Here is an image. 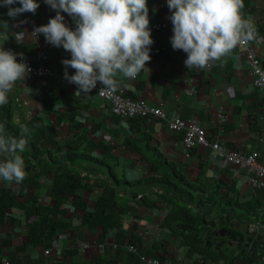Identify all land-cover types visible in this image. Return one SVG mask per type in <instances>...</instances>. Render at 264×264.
Masks as SVG:
<instances>
[{"label":"crops","instance_id":"0c3cea01","mask_svg":"<svg viewBox=\"0 0 264 264\" xmlns=\"http://www.w3.org/2000/svg\"><path fill=\"white\" fill-rule=\"evenodd\" d=\"M38 2L40 6L35 14L25 12L15 17L8 15V6L0 7V46L22 54L17 55L18 61L22 58H32L39 51L51 50L50 61L47 64L59 75L48 80L33 79L28 76L27 79L16 83L9 93L14 123L20 125L27 118L37 116L42 118L45 124L55 125L61 137L68 140L78 133V130L71 133L70 119L74 118V123L83 127L82 130L88 138L87 144L95 147L92 150L94 157L105 158L99 149L101 144L113 147L112 153L119 165L117 169L127 182L156 175L151 171L150 163L144 160L141 154L125 147L126 140L136 142V132H145L151 137L149 145L161 152L167 161L174 163L186 181L198 183L207 178L220 181L221 184H233L232 188L237 192L236 198L241 205L259 197L260 191L252 193L243 174L235 175L236 170L233 167H222L210 149L198 148L186 157L179 144L181 135L169 131L164 121L152 119L136 126L128 120L113 115L108 104L97 95V87L102 85L101 83L98 82L91 93L76 97V88L66 84L68 80L65 79V65L62 63L64 59H71V53L66 52L62 46L56 47L47 43L43 34H39L36 39L30 36L33 25L47 24L49 19L56 15V10L45 4L44 0ZM19 6L17 3L11 7ZM148 8L149 26L154 40L151 45V60L135 80L118 77L119 86H125L127 94L132 98L145 100L148 105L163 110L169 117L179 116L196 123L204 129L208 140L219 141L227 148L243 153L254 150L259 153L260 159H264V101L251 83L245 52L236 48L229 56L210 63L203 70L188 69L184 64L187 54L182 50H174L170 42L173 26L169 19L171 13L167 0H148ZM242 13L246 18H252L258 36L264 38V0H244ZM63 15L65 23L74 29L76 25L73 18L67 13ZM155 26L157 29L152 28ZM17 33H21V42L17 40ZM8 38L13 44L8 43ZM250 45L258 50L264 64V43L257 45L252 42ZM20 47L25 51L21 52ZM28 48H31V52ZM67 72L73 75L75 69L68 67ZM191 87L195 93L188 96L186 91ZM52 93H62V95L55 103L53 111H47L43 99ZM250 116L254 117L251 123H249ZM82 179L84 184H95L94 179L85 172L82 173ZM39 182L41 189L34 192V196H38L37 206L50 207L53 201L46 192L52 186V176L42 177ZM103 191V188L97 187L92 191L81 189L78 193L87 203L88 209H95ZM121 192V197L127 199V205L132 208L124 212L123 229L129 235L133 232L141 239L142 248L147 252L145 256L157 257L159 260L170 259L176 262L194 263L197 256H187V247L183 241L185 235L197 228L179 224L177 229L185 234L174 232L162 226V217L172 212L174 207L160 202L159 208L144 209L130 199L134 192L133 186L124 184ZM226 192L229 193L228 198L233 197V193L228 192L226 186H222L220 193L225 195ZM194 197L204 199L207 195L196 192ZM18 200L24 201L21 198ZM71 200L72 196L69 201L63 203V207H67V210L60 219L70 222L72 226L61 233V236H56L55 244L48 248L50 249L48 256L44 255L46 249L42 245H28L25 251L27 253H20L12 259L17 249L28 241L27 220L24 211L20 208L8 210L7 219L0 225V239L9 243L1 246L0 261L3 264L5 260L8 264H25L26 261L34 264H145L140 259L137 260V257L130 256L131 253L125 248L120 250L99 248L103 229H89L88 226L79 223L75 217V210L68 209ZM188 207L195 216L205 214L209 219L212 218L213 223L202 222L209 227L208 232L203 235L205 243L207 245L208 240L210 242L215 238L210 248L215 251L223 249L221 240L226 239L228 242V239L224 227L220 225L222 218L217 217L219 211L216 210L220 209L200 201L189 203ZM254 216V214L251 216L255 219L252 222L236 218L231 221L225 220V225L229 226L228 223L229 227L237 231H240L241 227L252 230L256 225L260 226V223H264V220H257ZM213 224L216 225L214 228H212ZM134 225L135 231L132 230ZM75 229L79 233H74ZM111 231L113 232L111 236L107 234V245L114 243L115 231L113 229ZM262 237L264 239V233ZM261 241L253 238L245 248L251 252L258 251ZM83 244H88L89 248L83 249L81 247ZM229 245L234 246L230 241ZM239 251V248L234 249L233 256H238ZM102 257L105 259L109 257L110 261L107 262ZM206 261L208 262L206 264H224L223 260L206 259ZM238 263L239 260L236 258L234 264ZM257 264H264V256Z\"/></svg>","mask_w":264,"mask_h":264},{"label":"trees","instance_id":"16d2710c","mask_svg":"<svg viewBox=\"0 0 264 264\" xmlns=\"http://www.w3.org/2000/svg\"><path fill=\"white\" fill-rule=\"evenodd\" d=\"M0 5H2V0H0ZM8 43L13 44L10 38H8ZM28 49L31 52V48ZM20 51L24 52L25 50L20 47ZM29 77L36 79L33 76ZM61 95L62 93H52L44 97L45 109L53 111V107L60 100ZM13 116L12 101L10 95H8V103L0 106V124L5 125L7 133L18 136L19 125L12 121ZM70 120L71 133L76 130H78V133L69 137L68 140L61 137L55 125L45 124L40 117L27 118L23 123L33 130L30 143L23 154L26 177L20 183L9 184L4 181L0 183V225L7 219V211L12 208L23 210L24 217L27 220L26 235L28 241L17 249L16 254L12 255V259H15L20 253H27L25 251L28 245H42L45 249L52 247L55 244L56 236H61V233L71 228L72 224L70 222L60 219L62 215L66 214L67 210V207H63V203L69 201L71 196L72 200L68 209L75 210L77 221L88 226L89 229H103L100 234V243L106 241V235L113 229L115 231L114 243L118 246L114 249H126L130 246L135 247L139 255L147 254L142 248L141 239L133 232L129 235L123 229L124 212L132 209L127 205L128 200L121 197L122 186L126 184L134 187L131 201L144 209L159 208L160 202L175 208L164 216L162 226L168 227L179 234H185L177 229L179 224L197 228L185 235L183 241L187 247V256H197L194 264H203L206 259L223 260L224 264H234L236 258L239 260L238 264L260 263L264 256V239L261 241L260 250L251 252L240 246L238 256L234 257L233 252L234 249H237V246L236 244H233L234 246L229 245L230 238L238 236L245 239V237L240 231L226 226L225 220L231 221L237 218L238 220L243 219L252 222L255 220L251 217L253 214L257 220H264V192L258 191V198H253L246 204L241 205L236 198L237 192L232 188L233 184H221L220 181L207 178L198 181V183L188 182L181 172L176 169L174 163L167 161L161 152L149 145L150 135L140 131L136 132V142L126 140L125 147L132 152L141 154L143 159L150 163L151 171L156 175L146 179H138L134 182H127L115 173V168H118L119 165L112 153L113 147L101 144L99 149L103 152L105 158L98 159L94 157L92 150L95 147L87 144L88 138L82 130V125L74 123V118ZM128 121L138 126L139 124H145L148 120L142 117H134ZM253 121L254 117L250 116L249 123ZM83 172L94 179V185L83 183ZM48 176H52L53 183L46 195L53 201V205L39 207L37 206L38 196H34V192L41 189L40 178ZM222 186H226L228 192L233 193L232 198L227 197V194H229L227 192L225 195L220 193ZM97 187L104 189L103 194L98 199L95 209H88L87 203L78 191L81 189L92 191ZM194 192H201L207 197L196 199ZM18 198L24 199V201H19ZM198 201L220 209L216 210L219 211L217 217L222 218L220 225L224 227L228 235V242L226 239H222L221 242L224 248L219 251L210 248L216 240L215 238L210 242L208 240L206 245L203 237L204 233L208 232L209 227L202 222L207 224L209 221L212 222V218L209 219L205 214L195 216L188 207L189 203H197ZM30 219L31 221H29ZM132 230H136L135 225ZM74 233L79 232L75 229ZM8 243L9 241L0 239V249L1 246L8 245ZM105 248L112 249L113 246L106 245ZM130 256L139 259V256L134 253H131ZM20 259L22 258L20 257ZM102 259L107 262L110 261L109 257L107 259L102 257ZM160 260L162 261V259ZM24 263L34 264V262L28 261ZM0 264L3 263L0 261Z\"/></svg>","mask_w":264,"mask_h":264},{"label":"clouds","instance_id":"9594fccd","mask_svg":"<svg viewBox=\"0 0 264 264\" xmlns=\"http://www.w3.org/2000/svg\"><path fill=\"white\" fill-rule=\"evenodd\" d=\"M19 7H11L13 4ZM56 10L47 24L35 27L30 34L36 39L43 34L47 43L63 47L71 53L64 59L65 79L77 85L76 97L89 94L97 83L100 93L118 90L122 77L135 80L151 60V35L148 0H44ZM173 35L174 50L187 54L188 69L203 70L210 63L221 61L237 47L250 43H264L257 34L251 17L242 13L244 0H167ZM8 15L15 17L30 12L35 14L38 0H2ZM63 13L71 16L76 27L65 23ZM21 33H17L20 41ZM21 42V41H20ZM17 54L0 46V106L8 103V95L18 81L27 79L31 68ZM75 69L69 75L67 68ZM255 85L264 88V70L253 63ZM32 129L19 125V135L6 132L0 124V181L20 183L26 177L23 154L30 143Z\"/></svg>","mask_w":264,"mask_h":264},{"label":"built area","instance_id":"2783aa9c","mask_svg":"<svg viewBox=\"0 0 264 264\" xmlns=\"http://www.w3.org/2000/svg\"><path fill=\"white\" fill-rule=\"evenodd\" d=\"M36 24L32 26L31 31ZM157 29V26L152 27ZM39 36V35H38ZM239 48V47H237ZM245 52L247 65H248V75L251 79L253 87L259 92L264 101V88H260L255 85L254 81L258 79L254 75L253 63L257 64L261 70H264V64L259 56L258 50L252 45L245 48H239ZM51 50L39 51L32 58H22L31 68V72L28 76H33L36 79H54L59 76L58 73L52 70L51 66L47 63L50 61ZM67 86L75 87L77 90V85L66 82ZM103 87L100 85L97 87V95L108 104L110 111L113 115L122 118L123 120H129L134 117L146 118L148 121L152 119H157L159 121H164L168 130L176 134H180L181 138L179 144L181 149L184 150L185 156L189 157L194 149L205 148L210 149L213 152L214 158L217 159L222 167H233L236 172L235 175L243 174L246 177L247 185L252 193H257L258 191L264 192V159H260L259 153L256 151H249L246 153L236 151L234 149L227 148L223 143L219 141L208 140L207 134L202 127L194 122L184 120L179 116H168L163 110L148 105L147 102L141 98H131L127 94V89L125 86H119L118 90L115 92H104L101 94L99 91ZM195 93L194 89L191 87L186 91V95L192 96ZM164 217H162L163 220ZM113 232L110 231L108 236H111ZM107 238V235H106ZM107 241V239H106ZM106 241L99 245V248L105 249ZM113 248H118V246L113 243L111 244ZM81 247L83 249L89 248L88 244H83ZM129 253H134L139 256L140 261L145 264H194L192 262H176L170 259H165L160 261L158 258L147 257L145 255H139L135 247H126ZM50 254V249L44 251V255L48 256ZM208 263L207 261L203 264ZM4 264H8L4 261ZM257 264V263H255Z\"/></svg>","mask_w":264,"mask_h":264},{"label":"water","instance_id":"95a60500","mask_svg":"<svg viewBox=\"0 0 264 264\" xmlns=\"http://www.w3.org/2000/svg\"><path fill=\"white\" fill-rule=\"evenodd\" d=\"M227 225L230 226V224L227 223ZM216 225H212V228H214ZM240 232L244 234L245 239H241L240 237L236 236L235 238L231 237L230 241L231 244H236L237 249L240 246L243 247H248L250 241H252L253 238H257V239H261L262 240V236L264 233V223H260L259 225H256L255 228H253L252 230H245L243 227L239 228ZM228 237V235L226 236V238Z\"/></svg>","mask_w":264,"mask_h":264},{"label":"rangeland","instance_id":"374dc122","mask_svg":"<svg viewBox=\"0 0 264 264\" xmlns=\"http://www.w3.org/2000/svg\"><path fill=\"white\" fill-rule=\"evenodd\" d=\"M115 173H116V175H117L119 178H122V176H121V172H120L119 169L115 168ZM192 183H196V182H192ZM214 251H215V250H214Z\"/></svg>","mask_w":264,"mask_h":264}]
</instances>
